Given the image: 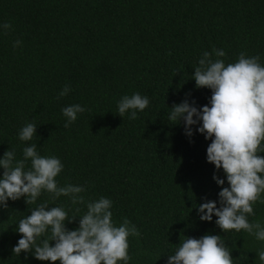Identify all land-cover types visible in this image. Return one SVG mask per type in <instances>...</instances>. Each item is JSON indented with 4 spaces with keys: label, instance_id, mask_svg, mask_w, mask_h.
Segmentation results:
<instances>
[{
    "label": "trees",
    "instance_id": "obj_1",
    "mask_svg": "<svg viewBox=\"0 0 264 264\" xmlns=\"http://www.w3.org/2000/svg\"><path fill=\"white\" fill-rule=\"evenodd\" d=\"M213 48L225 52L226 65L245 52L264 66V0H0V158L12 150L22 159L24 147L35 144L39 155L63 164L58 186H84L86 203L110 199L113 222L126 218L140 232L128 238V264H167L180 241L206 234L221 236L233 264H260L264 241L243 230L224 233L215 216L200 220V204L220 206L214 174L224 187L226 177L207 162L211 140L196 131L199 123L189 137L183 121L168 120L186 99L210 106L211 90L197 88L192 75ZM135 93L148 107L136 110L135 120L131 110L118 115L121 98ZM74 104L86 110L65 128L62 109ZM28 123L36 135L21 141ZM45 202L69 218L87 211L46 191L35 204L9 200L0 206V264H51L12 251L19 221ZM253 208L249 222L264 223V203ZM78 220L66 227L74 230Z\"/></svg>",
    "mask_w": 264,
    "mask_h": 264
},
{
    "label": "clouds",
    "instance_id": "obj_2",
    "mask_svg": "<svg viewBox=\"0 0 264 264\" xmlns=\"http://www.w3.org/2000/svg\"><path fill=\"white\" fill-rule=\"evenodd\" d=\"M10 27L9 23L3 25L4 29ZM20 43L17 40L13 47ZM225 55L222 49L205 51L194 68L192 79L196 87L212 92L210 106L198 109L186 99L170 108L168 120L173 124L183 121L189 137L193 135L192 126L199 123L196 131L211 140L206 150L207 162L217 171L222 169L226 177L228 186L224 187L225 180L214 174L213 179L221 186L220 206L217 207L216 201L200 204V220L211 222L215 216L216 225L224 233L243 230L264 241V223L248 219L255 215L253 205L258 201L264 203V155L259 154L264 153V66L259 55L248 56L245 52L226 65L221 59ZM69 91L66 85L59 96H66ZM148 105L146 96L126 95L118 102V115L124 117L131 110L129 119L135 120L136 110L142 112ZM85 110L79 104L64 107L62 113L67 120L64 127L68 128L77 114ZM36 129L34 123L26 124L19 132V139L31 141ZM29 162L30 167L25 170ZM0 168L4 170L0 177L2 207L6 208L9 200L22 197L27 205L35 204L46 191L54 199L69 197L72 204H86L87 208L82 216L72 218L63 207H49L47 202L31 209L30 215L18 223L16 231L21 238L13 247V254L31 253L35 259L51 264H128V238L139 237V230L126 218L119 226L113 222L110 199L100 197L86 203L80 195L86 191L84 186H58L56 177L63 170L60 159L39 155L32 144L24 147L22 159H16L15 152L7 150L0 158ZM77 218L78 226L69 230L65 222L73 223ZM231 251L220 235L186 237L175 253L168 255L167 264H233ZM256 257L264 264V250H257Z\"/></svg>",
    "mask_w": 264,
    "mask_h": 264
}]
</instances>
